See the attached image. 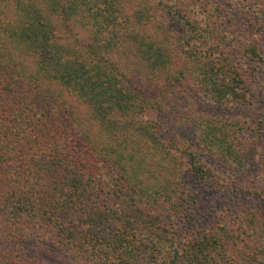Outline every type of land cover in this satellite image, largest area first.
<instances>
[{
    "label": "trees",
    "instance_id": "obj_1",
    "mask_svg": "<svg viewBox=\"0 0 264 264\" xmlns=\"http://www.w3.org/2000/svg\"><path fill=\"white\" fill-rule=\"evenodd\" d=\"M166 5L0 0V264H264V0Z\"/></svg>",
    "mask_w": 264,
    "mask_h": 264
},
{
    "label": "rangeland",
    "instance_id": "obj_2",
    "mask_svg": "<svg viewBox=\"0 0 264 264\" xmlns=\"http://www.w3.org/2000/svg\"><path fill=\"white\" fill-rule=\"evenodd\" d=\"M160 1H162L164 5L166 2L168 5L173 2V0H170L169 2L165 0ZM189 97H191L190 94ZM222 112L223 111L216 112V114H221ZM262 135H264V133ZM260 146H262L264 150L263 141L260 143ZM261 157V155L260 157L256 156V160H251V156L249 157V161L245 166L246 175L252 174L259 168ZM262 174H264L263 171ZM188 179L190 182L192 181L190 177H188ZM196 187L199 189V192L195 195L197 206L195 208L193 207V209L196 210V217L190 222L180 223L178 226H175L177 235L176 239L180 242L191 238L195 232L201 228H205V226H225L226 228L234 226L231 223L229 224L230 216L232 214L230 211L232 206L231 201L224 196V193L219 189H212L206 186L202 187L197 185ZM258 206H260V203H258Z\"/></svg>",
    "mask_w": 264,
    "mask_h": 264
}]
</instances>
